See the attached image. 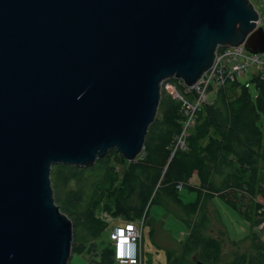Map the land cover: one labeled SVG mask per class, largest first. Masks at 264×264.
<instances>
[{"label":"water","instance_id":"1","mask_svg":"<svg viewBox=\"0 0 264 264\" xmlns=\"http://www.w3.org/2000/svg\"><path fill=\"white\" fill-rule=\"evenodd\" d=\"M258 19L252 0H0V264H69L53 166L135 161L163 83L264 52Z\"/></svg>","mask_w":264,"mask_h":264},{"label":"trees","instance_id":"2","mask_svg":"<svg viewBox=\"0 0 264 264\" xmlns=\"http://www.w3.org/2000/svg\"><path fill=\"white\" fill-rule=\"evenodd\" d=\"M167 81L179 84L176 79ZM250 83L256 94L237 79L227 80L212 103L198 111L185 149L175 148V138L183 130L182 102L163 85L158 115L135 161L111 149L92 166H53L56 203L73 221L74 235L86 238L73 245V254L89 251L86 240L101 237L108 228L109 223L96 215L99 208L114 218L137 221L147 220L151 206L160 205L183 221L189 234L177 251L168 250L167 264H191L188 257L195 254L205 264L221 263L222 242L206 234L211 225L207 205L217 197L253 229L264 224V203L259 201L264 200V131L259 124L264 115V77L255 75ZM178 87L185 94L184 87ZM116 164L124 167L122 173ZM194 177L196 185L191 184ZM72 181L80 188L63 193L60 189ZM186 190L196 193L193 202L182 198ZM148 222L157 221L149 218ZM243 242H247L246 249L235 252L224 264H264L261 235L253 230L234 245ZM110 245L99 252L97 264H116ZM90 247L91 252L96 244Z\"/></svg>","mask_w":264,"mask_h":264},{"label":"rangeland","instance_id":"3","mask_svg":"<svg viewBox=\"0 0 264 264\" xmlns=\"http://www.w3.org/2000/svg\"><path fill=\"white\" fill-rule=\"evenodd\" d=\"M253 4L259 11H264V1L262 0H252ZM263 9V10H262ZM252 78V73L249 75H244L239 78L242 85L250 82ZM163 85H165L163 83ZM251 91L256 94L253 86L251 85ZM164 89L169 94H174L172 89ZM214 95H210L209 98L203 106L212 103L214 100ZM158 115V112H157ZM260 126L264 131V115L261 116ZM117 169L122 173L124 167L122 165L116 164ZM198 182L194 177L191 180V184L196 185ZM81 184L75 181L70 182L66 187L60 189L63 193L70 190L79 189ZM182 198L185 202H193L196 199L195 192H188L187 190L183 192ZM259 201L264 203L263 199L259 198ZM208 214L211 218V225L209 230L206 232L209 236H212L222 242L223 254L222 261L220 264L229 262L233 254L237 251H244L246 249L247 242L240 243L239 245H234V242H240L248 237V235L254 230L258 232L262 239L264 240V224L258 228L253 229L251 224L244 219H242L239 214L230 206H228L220 198H215L207 205ZM97 217L106 221L108 228L97 239L86 240L87 248H91V244H96V249L85 252L82 255L71 254L69 258V264H97L99 260V252L110 245L108 242V237L112 227L116 224L125 222V218H114L112 215L107 214L102 208H99L96 212ZM149 218L156 220V223L152 225L149 224ZM147 220L143 217L137 221H144L143 228V238L141 242L142 246V264H167L168 250H178L181 242H184L189 234V229L187 225L178 219L175 215L168 213L160 205H152L150 208V217ZM85 237L81 234L78 236L74 235L73 245H77L85 241ZM102 240V241H101ZM104 241V242H103ZM72 245V246H73ZM112 247V244L110 245ZM178 253V252H177ZM191 264H196L197 255H192L188 257Z\"/></svg>","mask_w":264,"mask_h":264},{"label":"built area","instance_id":"4","mask_svg":"<svg viewBox=\"0 0 264 264\" xmlns=\"http://www.w3.org/2000/svg\"><path fill=\"white\" fill-rule=\"evenodd\" d=\"M256 10L259 13L257 29L261 28L264 31V11L261 12L257 8ZM250 73L252 77L255 75L264 77V52L252 53L247 50L245 44H242L235 47H219L213 66L195 86L188 87L182 80H178V85L184 87L185 94L179 91L178 85L164 82L165 88L172 89L175 92L173 95L182 102L183 130L175 138L176 149L186 148L189 131L196 125L198 111L208 102L206 100L209 96L215 95L227 80H239L241 76ZM245 85L250 87L251 83ZM189 95L192 97L189 98ZM179 189H182V186H179ZM143 228L144 221L128 220L112 227L109 237L116 264H142Z\"/></svg>","mask_w":264,"mask_h":264}]
</instances>
